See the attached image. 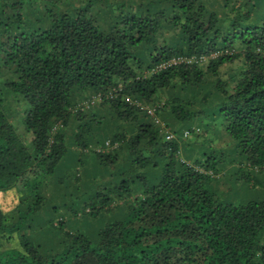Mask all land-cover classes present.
<instances>
[{"label": "trees", "instance_id": "16d2710c", "mask_svg": "<svg viewBox=\"0 0 264 264\" xmlns=\"http://www.w3.org/2000/svg\"><path fill=\"white\" fill-rule=\"evenodd\" d=\"M65 1L0 0V191L16 197L9 216L0 207V236L18 240V247L0 250V264H264V197L225 202L205 186L224 165L223 151L206 135L213 125L233 140L245 182L255 185L264 175V52L254 51L264 50V20L247 21L238 0L224 2L229 27L201 0H166L167 10L135 0H72L61 7ZM219 47L236 51L145 73L172 55ZM117 84L114 95L70 109ZM125 94L154 105L176 137L164 139ZM8 97L23 104L27 139L12 124ZM113 118L118 124L103 130ZM56 121L61 125L52 130ZM184 128L202 159L178 156L188 144ZM70 145L116 171L93 187L81 211L94 218L119 205L120 218L93 236L56 221L49 228L55 241L42 247L19 228L41 204L38 175L50 174Z\"/></svg>", "mask_w": 264, "mask_h": 264}, {"label": "rangeland", "instance_id": "374dc122", "mask_svg": "<svg viewBox=\"0 0 264 264\" xmlns=\"http://www.w3.org/2000/svg\"><path fill=\"white\" fill-rule=\"evenodd\" d=\"M128 1V0H127ZM141 3L147 2L153 8L161 7L169 8L170 3L166 0H135ZM207 9L214 11L215 17L218 18V23L222 26L229 27L230 19L228 14V6L231 0H201ZM224 2L228 6L224 5ZM239 13L248 12V20L261 21L264 20V0H238ZM72 0H66L61 7L71 6ZM126 4V3H125ZM243 24V22H241ZM164 34H167L164 32ZM234 44H238V39H235ZM142 55L141 60L145 61L147 58L143 55L142 50L137 47L135 49ZM230 70V65L226 68H221V76L225 77ZM80 100V99H78ZM18 103V102H17ZM15 102L11 97L5 101V105L11 114V121L17 132L24 135L27 139V134L23 132V124L21 122L20 108L23 104ZM149 104V103H148ZM90 107V106H89ZM88 108V107H87ZM160 119V117H159ZM162 127L164 128L163 122ZM118 122L113 118L104 122L103 130H109L110 127L116 126ZM159 127L160 125L157 124ZM161 128V127H160ZM97 133H100L97 131ZM210 142L223 151V162L220 170L214 174L210 180L205 184L206 188L212 191L220 200L225 202L242 203L250 199H260L264 197V175L258 176V183L250 185L245 182L236 172L241 157L233 151V140L230 136L216 125L209 127L206 131ZM176 135L174 134V138ZM107 141V140H104ZM185 142L178 149V156L182 159H202L203 154L201 147L196 145L193 141V135H188ZM98 149V146L90 145L88 148ZM70 151H67L64 158L59 160L53 171L50 174L38 175V184L35 190L42 196V201L39 209L34 213L30 220L22 224L19 228L20 232L30 236L34 242L44 247L45 242L51 239L49 235V228L51 223L62 221L65 228L84 232L89 236H93L95 230L106 221L120 218L119 214L122 206L110 204V209L100 211L99 214L91 218L88 214L81 211L82 201L86 200L93 187L98 183H103L107 173H111L109 178L114 177V169L109 167H101L93 162L90 152L84 148L80 149L74 145H70ZM79 150L81 152H79ZM79 153V154H78ZM78 155V156H77ZM231 159V162L227 160ZM120 167L117 168L119 171ZM146 168V172H152L154 169ZM116 172V171H115ZM77 176V178L75 177ZM16 203V197L13 196L11 190L0 191V207L6 215H10V208ZM13 211L11 219L14 220ZM11 234V232L7 233ZM55 241L52 237L50 240ZM18 240L13 237L0 236V250L7 248H15Z\"/></svg>", "mask_w": 264, "mask_h": 264}, {"label": "built area", "instance_id": "2783aa9c", "mask_svg": "<svg viewBox=\"0 0 264 264\" xmlns=\"http://www.w3.org/2000/svg\"><path fill=\"white\" fill-rule=\"evenodd\" d=\"M231 51H236V49L234 47L231 48H227V47H219L217 49H213L209 52L206 53H199V54H176V55H172L168 58H166L165 60H162L160 62L155 63L153 66H151L148 71H145V73H150L151 71H155L159 68H162L166 65H170V64H175V63H180V62H184V63H204L210 59L215 58L217 55L220 54H225V53H229ZM238 52L242 53L243 49H237ZM254 51L258 52V53H263L264 50L260 49L259 47H256L254 49ZM120 89V85L117 84V86H113L111 89L106 90V91H96L91 93L88 97H85L83 99H80L76 102H74L70 109L71 110H77V109H85L89 106H91L96 100H100L102 98H106L108 96H111L112 94L114 95L115 93H117V91ZM123 99L124 101L128 102V103H132L135 106L141 108L143 110V112L146 114V116H148L152 122L154 124H159L161 129H163L164 134L163 137L164 139H173L174 138V133L171 131H168L166 128L162 127V123L160 122V119L158 117V115L155 113V106L152 104H148L143 102L140 99L137 98H132L130 95L125 94L123 95ZM61 125L60 121H56L53 125H52V130H55L56 128H58ZM191 129H193L194 131H198V127L197 126H191ZM190 133V130L188 128H184L181 131V136H187ZM109 145L108 140L104 141V146L107 147ZM112 146V145H110Z\"/></svg>", "mask_w": 264, "mask_h": 264}]
</instances>
